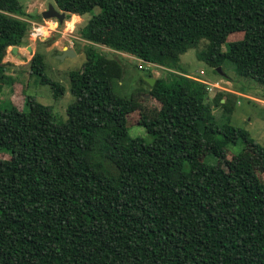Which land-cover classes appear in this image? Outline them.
I'll use <instances>...</instances> for the list:
<instances>
[{"label": "trees", "instance_id": "16d2710c", "mask_svg": "<svg viewBox=\"0 0 264 264\" xmlns=\"http://www.w3.org/2000/svg\"><path fill=\"white\" fill-rule=\"evenodd\" d=\"M54 2L65 19L98 12L79 29L85 60L68 72L65 120L31 95L0 108V264H264V146L230 124L224 92L210 97L180 65L205 41L198 59L232 66L264 98V0ZM31 17L0 0V89ZM96 45L164 70L148 83L159 108L137 121L150 140L128 136L138 102L115 91L123 66ZM29 73L63 95L40 52Z\"/></svg>", "mask_w": 264, "mask_h": 264}, {"label": "rangeland", "instance_id": "374dc122", "mask_svg": "<svg viewBox=\"0 0 264 264\" xmlns=\"http://www.w3.org/2000/svg\"><path fill=\"white\" fill-rule=\"evenodd\" d=\"M18 1L24 10L32 16L29 19L30 24L33 22L34 26L37 23H45L47 28H45L46 31L42 37L34 39L30 33L25 39L27 45L21 46L16 53L11 48L7 49L3 62L7 65L6 73L10 76L11 83L1 85L0 108H6L9 105L8 99L14 102L18 108H22L24 97L31 95L38 102L51 106L58 120H65L66 106L73 100L69 91L68 72L80 69L85 60L83 52L85 41L80 38L79 29L93 13L98 12V9L94 8L92 12L83 16L71 18V15H68L63 23H59L55 18L43 19L41 16V12L46 10L50 4L57 8L54 0ZM55 21L57 25H55ZM238 37L239 35H234L230 39H238ZM96 46L106 55L117 57L123 66V76L116 82L115 91L122 95L134 96L138 102L139 109L127 116L128 136L150 140L144 127L137 124V121L141 112H154L159 108V104L149 96L150 85L145 78L160 77L164 74V70L161 67L142 62L129 54L113 52L102 45ZM66 47L74 50L72 56L64 55L63 49ZM204 47L205 41H201L197 46L181 54L180 65L183 71L200 82L217 83L216 87L207 89L209 96L212 97L217 92H224L225 97L229 98L233 106L230 124L247 130L257 143L264 146L263 87L255 81L237 74L234 68L227 64L220 67L223 74L217 72L213 66L198 59L197 52ZM34 52L43 54L47 77L60 82L65 87L64 93L59 99L53 98L49 85L41 84L39 77L29 73V60ZM213 111L218 117L222 109L217 106L213 107ZM239 150L240 145L229 146L223 151L221 161L228 162L234 157L232 155ZM0 156L7 157L3 154ZM206 159L208 163L215 162L211 157ZM261 178L264 180V173L261 174Z\"/></svg>", "mask_w": 264, "mask_h": 264}, {"label": "water", "instance_id": "95a60500", "mask_svg": "<svg viewBox=\"0 0 264 264\" xmlns=\"http://www.w3.org/2000/svg\"><path fill=\"white\" fill-rule=\"evenodd\" d=\"M41 16L43 19H51V18H55L59 23H63V21L65 20V12L58 10L57 8H55L53 5H49L47 7L46 10H44L43 12H41ZM12 51L14 53H16L17 49L16 46L11 47ZM74 53V50L71 48H64V55H68V56H72V54ZM217 72H219L220 74H223V72L221 71L220 67L216 68ZM145 80L152 86L155 82L154 78L151 77H146ZM223 102V99L221 100Z\"/></svg>", "mask_w": 264, "mask_h": 264}, {"label": "built area", "instance_id": "2783aa9c", "mask_svg": "<svg viewBox=\"0 0 264 264\" xmlns=\"http://www.w3.org/2000/svg\"><path fill=\"white\" fill-rule=\"evenodd\" d=\"M33 22L31 23V26H30V31H29V35L30 33L32 34V37L35 39L36 37H42L46 31L45 28H47L44 24H39L37 23L36 25L33 26ZM55 25H57V22L55 21ZM44 29V30H42ZM54 29V28H53ZM203 82V81H202ZM204 84H207V89L210 90L211 87H216L217 86V83H214V84H209L208 82H203Z\"/></svg>", "mask_w": 264, "mask_h": 264}, {"label": "crops", "instance_id": "0c3cea01", "mask_svg": "<svg viewBox=\"0 0 264 264\" xmlns=\"http://www.w3.org/2000/svg\"><path fill=\"white\" fill-rule=\"evenodd\" d=\"M79 15H76V14H71V18H73V17H78ZM70 18V19H71ZM30 47V49H31V46H29ZM9 48H11V47H9ZM20 47H16V49L18 50ZM64 50V49H63Z\"/></svg>", "mask_w": 264, "mask_h": 264}, {"label": "bare ground", "instance_id": "6f19581e", "mask_svg": "<svg viewBox=\"0 0 264 264\" xmlns=\"http://www.w3.org/2000/svg\"><path fill=\"white\" fill-rule=\"evenodd\" d=\"M68 22V21H67ZM71 23H72V21H71ZM51 26V25H50ZM43 30V29H42Z\"/></svg>", "mask_w": 264, "mask_h": 264}]
</instances>
